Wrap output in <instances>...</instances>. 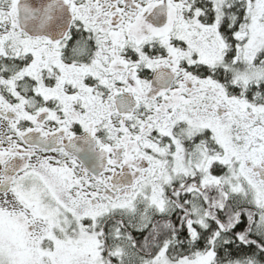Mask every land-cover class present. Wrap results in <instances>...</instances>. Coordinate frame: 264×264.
<instances>
[{
    "label": "snow or ice",
    "instance_id": "snow-or-ice-1",
    "mask_svg": "<svg viewBox=\"0 0 264 264\" xmlns=\"http://www.w3.org/2000/svg\"><path fill=\"white\" fill-rule=\"evenodd\" d=\"M0 264H264V0H0Z\"/></svg>",
    "mask_w": 264,
    "mask_h": 264
}]
</instances>
